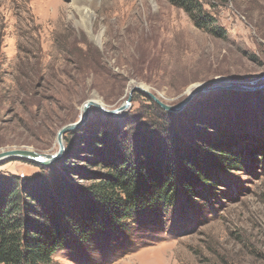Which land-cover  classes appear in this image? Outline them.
<instances>
[{"label": "rangeland", "instance_id": "obj_1", "mask_svg": "<svg viewBox=\"0 0 264 264\" xmlns=\"http://www.w3.org/2000/svg\"><path fill=\"white\" fill-rule=\"evenodd\" d=\"M200 1L225 36L198 27L170 0H0V152L55 154L58 131L81 120L88 100L112 110L135 85L174 105L199 84L263 83L264 0ZM153 102L134 91L116 115L91 105L64 134L60 160L5 158L0 180H48L52 167L73 187L89 186L104 167L96 166L102 131L110 146L134 134L144 145L155 133L140 130L157 113ZM170 113L181 114L191 141L222 136L242 148L243 166L219 171L215 188L139 209L86 242L68 240L49 264H264V87L200 94Z\"/></svg>", "mask_w": 264, "mask_h": 264}, {"label": "trees", "instance_id": "obj_2", "mask_svg": "<svg viewBox=\"0 0 264 264\" xmlns=\"http://www.w3.org/2000/svg\"><path fill=\"white\" fill-rule=\"evenodd\" d=\"M170 2L198 27L216 36L227 34L200 0ZM153 103L157 113L140 130L155 133L144 145L134 134L116 138L110 146L108 133L102 131L97 143L105 148L96 166L104 167L92 174L89 186L73 187L52 167L48 180H0V264H49L68 240L86 242L97 229L122 226L139 209L169 204L181 193L193 196L202 188H215L219 171L243 166L242 148L233 149L222 136L191 135V141L181 131V114Z\"/></svg>", "mask_w": 264, "mask_h": 264}, {"label": "water", "instance_id": "obj_3", "mask_svg": "<svg viewBox=\"0 0 264 264\" xmlns=\"http://www.w3.org/2000/svg\"><path fill=\"white\" fill-rule=\"evenodd\" d=\"M264 87V82L259 83L258 80L251 81V82H226L223 80H216L211 84H199L196 85L194 89H192L191 92L179 103L174 104V105H169L164 103L162 100H160L155 94L150 92L148 89L142 87V86H133L130 91V95L128 100L126 102L115 109H106L104 106H102L98 101L90 99L88 100L84 105H83V116L80 121L76 123H69L65 126H63L59 131H58V141L60 144V151L55 153V154H44V153H39L37 151L29 150V149H10V150H4L0 152V160L5 159V158H25L29 159L37 164L40 165H50L58 160L61 159L64 153V141L63 137L64 134L69 132L70 130H73L80 125L84 123L86 118L88 117L89 114V108L91 105H94L98 107L101 111L108 115H116L123 110H125L129 105L130 101L132 99V94L134 91H140L152 98L158 105H160L164 110L169 111V112H177L182 110L192 99L195 97L199 96L200 94H205V93H211L219 90H242V91H252L256 89H260Z\"/></svg>", "mask_w": 264, "mask_h": 264}]
</instances>
